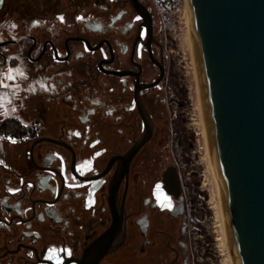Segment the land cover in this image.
Segmentation results:
<instances>
[{
    "label": "flooded vegetation",
    "instance_id": "1",
    "mask_svg": "<svg viewBox=\"0 0 264 264\" xmlns=\"http://www.w3.org/2000/svg\"><path fill=\"white\" fill-rule=\"evenodd\" d=\"M177 37L149 0H0V264H205Z\"/></svg>",
    "mask_w": 264,
    "mask_h": 264
},
{
    "label": "water",
    "instance_id": "2",
    "mask_svg": "<svg viewBox=\"0 0 264 264\" xmlns=\"http://www.w3.org/2000/svg\"><path fill=\"white\" fill-rule=\"evenodd\" d=\"M187 15L234 264H264V0H187Z\"/></svg>",
    "mask_w": 264,
    "mask_h": 264
},
{
    "label": "rangeland",
    "instance_id": "3",
    "mask_svg": "<svg viewBox=\"0 0 264 264\" xmlns=\"http://www.w3.org/2000/svg\"><path fill=\"white\" fill-rule=\"evenodd\" d=\"M176 32L175 56L178 59L177 83L179 96L174 106L181 115V126L189 138L191 166L199 179L198 207L203 213L200 226L203 232L195 233L193 251L199 262L205 264H232L229 254L226 229L219 209L214 188L208 146L204 134L203 117L196 84L191 50L186 35L185 16H181ZM234 264V263H233Z\"/></svg>",
    "mask_w": 264,
    "mask_h": 264
},
{
    "label": "built area",
    "instance_id": "4",
    "mask_svg": "<svg viewBox=\"0 0 264 264\" xmlns=\"http://www.w3.org/2000/svg\"><path fill=\"white\" fill-rule=\"evenodd\" d=\"M154 13L173 30L178 28L180 17L184 16L187 0H149Z\"/></svg>",
    "mask_w": 264,
    "mask_h": 264
},
{
    "label": "bare ground",
    "instance_id": "5",
    "mask_svg": "<svg viewBox=\"0 0 264 264\" xmlns=\"http://www.w3.org/2000/svg\"><path fill=\"white\" fill-rule=\"evenodd\" d=\"M184 16H185V20H186V35H187L189 47H190V50H191L193 67H194V70H195L196 84H197V89H198V96H199L200 106H201V113H202V117H203L204 134H205V139H206L207 146H208L207 150H208V154H209V158H210V164H211V156H210V150H209V139H208V131H207V127H206L207 126L206 125V119H205L203 108H202V104H201L200 93H199V88H198V81H197V74H196V66H195V61H194V57H193V53H192L191 37H190L188 15H187V4H186L185 9H184ZM211 172H212V167H211ZM212 178H213L215 192H216V195H217L216 196L217 202H218L219 209H220V212H221V215H222V219L224 221L222 207H221L219 195H218V192H217V189H216V184H215V180H214V177H213V172H212ZM224 226H225V221H224ZM225 229H226V226H225ZM226 235H227V231H226ZM227 243H228L229 254H230V257H231L230 259H231L232 264H233L234 260H233V257H232V252H231V248H230V245H229L228 236H227Z\"/></svg>",
    "mask_w": 264,
    "mask_h": 264
},
{
    "label": "snow or ice",
    "instance_id": "6",
    "mask_svg": "<svg viewBox=\"0 0 264 264\" xmlns=\"http://www.w3.org/2000/svg\"><path fill=\"white\" fill-rule=\"evenodd\" d=\"M137 19H139V18L137 17ZM36 23H38V22H36ZM13 27H15V26L13 25ZM12 71H18V72H19V70H10L9 73H8V75H7V79H8V80H12V79H14V76L12 75ZM20 75H23V73L20 72ZM0 83H2V81H0ZM4 87H7V85H4ZM77 134H78V133H77ZM70 186H71V185H70ZM52 251H54V250L50 249V253H51ZM69 254H70V253H69ZM49 258H51V257H49Z\"/></svg>",
    "mask_w": 264,
    "mask_h": 264
}]
</instances>
